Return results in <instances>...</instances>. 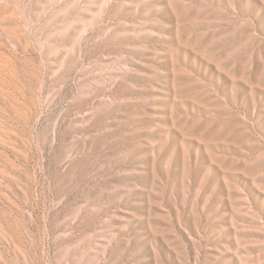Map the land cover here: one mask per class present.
<instances>
[{
    "label": "rangeland",
    "instance_id": "obj_1",
    "mask_svg": "<svg viewBox=\"0 0 264 264\" xmlns=\"http://www.w3.org/2000/svg\"><path fill=\"white\" fill-rule=\"evenodd\" d=\"M0 264H264V0H0Z\"/></svg>",
    "mask_w": 264,
    "mask_h": 264
}]
</instances>
